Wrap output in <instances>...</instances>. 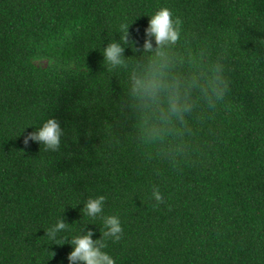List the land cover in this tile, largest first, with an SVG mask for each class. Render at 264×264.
Wrapping results in <instances>:
<instances>
[{"label":"trees","instance_id":"trees-1","mask_svg":"<svg viewBox=\"0 0 264 264\" xmlns=\"http://www.w3.org/2000/svg\"><path fill=\"white\" fill-rule=\"evenodd\" d=\"M161 7L182 42L225 57L230 84L177 166L139 148L128 72L102 55L122 23L142 49ZM50 118L60 150L25 146ZM101 195L123 228L104 249L116 264H264V0H0V264H70L71 238H102V219L82 212ZM60 218L70 227L47 238Z\"/></svg>","mask_w":264,"mask_h":264},{"label":"clouds","instance_id":"clouds-1","mask_svg":"<svg viewBox=\"0 0 264 264\" xmlns=\"http://www.w3.org/2000/svg\"><path fill=\"white\" fill-rule=\"evenodd\" d=\"M129 28L127 23L120 24V42L113 40L103 48L105 67L109 72H128L122 109L135 119L132 133L139 148L148 159L157 158L177 166L193 156L195 125L225 101L230 87L225 76V57L218 55L213 60L205 50L189 46L186 38L182 42V20L174 19L168 7H161L150 16L142 49L130 39ZM126 47L143 54L127 59ZM63 135L60 122L50 118L29 133L24 144L28 146L29 141H34L42 144L45 151L58 152ZM152 198L156 202L154 207L164 203L158 187H153ZM105 202L103 195L84 202L83 215L102 219V238L93 240L91 230L71 238L74 250L68 256L70 264H116L104 249L108 247L107 240L122 239L123 228L118 216L102 215ZM69 227L60 218L46 230V236L55 240L58 233Z\"/></svg>","mask_w":264,"mask_h":264}]
</instances>
